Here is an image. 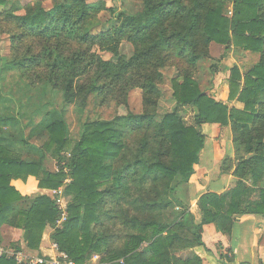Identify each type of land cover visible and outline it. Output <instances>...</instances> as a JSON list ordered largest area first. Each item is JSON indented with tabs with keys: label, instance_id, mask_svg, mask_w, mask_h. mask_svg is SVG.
Masks as SVG:
<instances>
[{
	"label": "trees",
	"instance_id": "16d2710c",
	"mask_svg": "<svg viewBox=\"0 0 264 264\" xmlns=\"http://www.w3.org/2000/svg\"><path fill=\"white\" fill-rule=\"evenodd\" d=\"M228 2L231 16L225 11ZM140 3L136 15L118 13L112 26L99 31L92 30L91 23L106 9L113 13L102 1L63 0L48 9L35 1L25 6L22 15L4 13L18 29L39 37H55L58 30L71 28L80 42L96 46L114 59L95 57L91 77L81 85L77 84L82 75L76 67L79 57L68 67L51 68L46 81L53 83V96L62 97L61 113L45 109L56 103L55 97L50 98L52 104L38 101L32 115L0 113V245L1 228L7 226L22 232L26 250L38 251L42 233L59 219L60 211L52 199L22 196L11 186V181L24 182L28 177L36 178L41 190L63 187L71 196L66 221L51 233L50 240L74 264H85L92 255H102L103 264H204L193 252L199 247L210 252L218 264H228L235 260L234 252L221 240L208 243L204 227L213 225L219 237H230L240 217H264V0ZM123 41L133 48L129 58L120 53ZM211 44L223 46L225 51L232 46L257 57L246 69L234 66L230 70L228 99L243 104L241 110L228 108L199 89L194 74L197 63L209 57ZM56 50L57 46L53 58L58 62L61 55ZM172 60L183 64L181 81H170L176 106L159 117L162 71ZM33 61L19 60L12 67L17 65L24 73ZM31 83L37 84L38 79ZM130 90L141 93L138 113L127 111L110 120L83 121L79 137L71 142L64 119L70 106L81 113L91 97L98 104L118 100V105L127 108ZM180 107L196 110L191 125L184 123ZM202 124L230 128L237 182L221 194L201 195L196 203L200 221H196L174 194L177 184L186 185L194 174L204 147ZM30 128L47 135L45 150L38 151L37 160H25L15 150L16 139L34 149L23 138ZM46 153L56 160L57 173L45 169ZM64 161L69 175L61 164ZM227 162V158L222 161L223 172ZM66 178L71 180L68 184ZM169 208H179L181 213L172 224L164 225L162 218ZM13 249L20 251L18 246ZM0 264L16 263L0 257Z\"/></svg>",
	"mask_w": 264,
	"mask_h": 264
},
{
	"label": "rangeland",
	"instance_id": "374dc122",
	"mask_svg": "<svg viewBox=\"0 0 264 264\" xmlns=\"http://www.w3.org/2000/svg\"><path fill=\"white\" fill-rule=\"evenodd\" d=\"M35 1L40 2L45 9H48L53 6L55 2H61L63 0H5V4L0 5V113L3 114L8 113L16 115L17 112H22L25 115H32L36 110L38 101L42 99L40 102L45 105L52 102V99H50L51 97H55L56 103H51L53 107L52 105H47L45 109L50 108L58 111V113H61V110L63 109L62 97L53 96L51 90V85L53 83L48 84L46 81V79L50 76V72L53 71L51 68L54 65L57 67L60 65L68 67L71 63H73L76 57H79L81 62L76 64V67L82 75L78 78L77 84L81 85L90 79L91 73L94 70L92 61L95 57H100L103 60L114 59L111 54L100 52L96 46L80 42L78 37L72 32L71 28L58 30V35H56V33L55 37L46 38L45 36L39 37L37 35H32L30 32L25 30L18 29L16 25L5 19V12L12 11L17 15H22L25 6ZM97 1H102L104 3V7L111 8L113 13L105 8L106 10L99 14L97 18L98 20L91 23V26H93L92 30L94 31H99L112 26L115 21L114 17L118 13H124L127 16H132L136 15L141 9L140 0H88L89 3ZM229 9L230 5L226 4L225 11L228 16L230 12ZM79 33V36L83 35V30ZM56 46V52L61 55L58 62L56 58H53L54 52L52 51L56 48ZM119 48L121 55L124 57L129 58L132 55L133 48L129 43L123 41ZM48 53H51V56H49ZM224 53V48L221 46H217L215 44L210 45L209 57L201 59L197 63L195 74L193 73L194 78L199 85V89L211 96L220 95L221 91L224 92V84H226L227 78H221L220 83L217 84V88H214L213 83L216 67L220 64V57H222ZM229 58L233 60L235 59V63L238 64L241 69L250 67L257 60V57L251 54L230 55ZM28 59H35L36 61L27 65L24 73L17 65L14 66L15 68L13 69L12 65L16 62L19 60L26 61ZM232 64H234L232 61L230 64H225L226 68L225 71H223L224 74H226L225 72L228 65ZM182 66L183 64L181 62L178 63L175 60H172L169 67L162 71L164 75V83L160 86L162 98L158 106L159 117L164 113L171 112L176 106L175 101L171 97L172 89L170 81L173 78L179 82L181 81ZM36 79H38V83L32 85L31 81H35ZM117 103L120 102H118V100L115 101L114 99H111L103 104H98L97 101H93V99L89 97L88 102L81 113H79L73 106H70L64 112V119L71 142L73 143L79 137V133L81 132V123L83 121L110 120L116 115L125 114L127 111L138 113L141 110V93L139 90H130L128 92L127 108L120 106ZM194 111L196 110L191 107L179 108L180 116L185 124L191 125L193 123V118L195 116L193 115ZM56 118H58V116H56ZM39 119L40 116L36 117L34 124L38 122ZM30 129L26 130L23 138L29 145L34 147V149L24 147L21 145V142H19V139H16L15 150L18 154H21V157L25 160H37L40 157V152L38 151L44 152L45 150L44 145L47 141V135L45 132L39 131L37 128ZM16 134L19 135L18 133ZM223 134L222 132L218 133L219 140L222 139ZM64 156L66 159L69 158L68 153ZM65 163V161L61 163L63 167H65ZM43 165L45 169L50 172L57 173L59 170L56 160L52 158L49 153H46L43 158ZM64 171L67 175H69L70 172L66 169V167L64 168ZM34 180L38 183L36 178H34ZM70 181V178H66L64 183L68 184ZM60 188L64 191L63 187ZM174 197L177 201L184 197L183 184H177ZM64 200V204L67 209L68 205L72 201V198L70 195H67L65 191ZM180 213L181 209L179 208H169L163 215L162 224H172ZM211 231L213 240H221L226 247H229L226 239H220L218 237L215 228ZM52 232V228L47 226L42 233V239H44L43 237L45 234L50 238ZM117 245H119V242ZM101 258L102 255H92L90 259L85 262V264H103V262H101Z\"/></svg>",
	"mask_w": 264,
	"mask_h": 264
},
{
	"label": "crops",
	"instance_id": "0c3cea01",
	"mask_svg": "<svg viewBox=\"0 0 264 264\" xmlns=\"http://www.w3.org/2000/svg\"><path fill=\"white\" fill-rule=\"evenodd\" d=\"M227 4L230 5L229 10L232 13V4L229 2ZM221 47L224 48L223 46ZM237 54L244 55L250 53L237 52L232 46L229 50L225 51L223 56L220 57V64L216 67L213 79L214 88H217V84L220 83L221 78H227L226 84H224V92L221 91V94L217 96L208 95L216 101L223 103L228 108L234 107L241 110L243 104L228 99V80L230 77V70L234 66H237L242 70L240 66L235 63V59L233 60L230 59L231 57L229 58L230 55ZM231 61L234 64L228 65L225 72L226 74H224L223 71H225L226 68L225 64H230ZM195 114L196 111H194L193 115ZM201 131L205 138L204 147L199 154L198 164L194 166V174L191 176L189 182L184 185V197L179 199L181 203L188 206V211L194 216L196 221H200V215L196 203L201 195L206 193L221 194L233 188L237 182V178L233 176L237 161L232 145L230 128H222L218 124H202ZM220 132H222V134L224 133L221 140L218 139V133ZM224 158L228 159V168L225 172L222 171L224 168L222 166ZM11 186L22 196L44 195L50 199L52 196V190L38 189L37 182L32 177H29L25 182L21 180H13L11 181ZM48 227L52 228V231H54L59 226L55 225ZM213 228H215L213 225L204 227L205 238L208 243L215 241L213 240L211 231ZM1 234L3 236V243L0 247L15 250L13 249V246H18L21 251L36 256L40 254L39 256L42 257L52 254L50 250L52 242H50V238L49 236H46V234L40 243L38 251L26 250L24 242L22 241V232L20 230L3 226L1 228ZM217 234L219 233L217 232ZM219 238L226 239L228 246L235 254V260L228 264H240L241 262H247L249 264H264V217L255 214L244 215L237 219L232 228L230 237L223 236ZM193 252L203 259L204 264H218L215 257L201 247L195 248Z\"/></svg>",
	"mask_w": 264,
	"mask_h": 264
},
{
	"label": "built area",
	"instance_id": "2783aa9c",
	"mask_svg": "<svg viewBox=\"0 0 264 264\" xmlns=\"http://www.w3.org/2000/svg\"><path fill=\"white\" fill-rule=\"evenodd\" d=\"M230 14L231 12H229V15ZM51 199L55 203L57 209L60 211V216L56 222V225L61 226V224L64 223L67 218L63 190L61 188H58L57 190H52ZM50 250L52 252L51 255L42 257L32 255L28 252L21 250L16 251L0 247V257L12 259L13 261H15L16 264H74V262L70 260L64 252L59 251L57 244L51 243Z\"/></svg>",
	"mask_w": 264,
	"mask_h": 264
}]
</instances>
